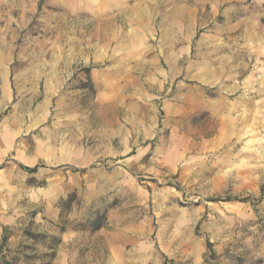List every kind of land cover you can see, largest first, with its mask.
<instances>
[{
	"label": "rangeland",
	"instance_id": "rangeland-1",
	"mask_svg": "<svg viewBox=\"0 0 264 264\" xmlns=\"http://www.w3.org/2000/svg\"><path fill=\"white\" fill-rule=\"evenodd\" d=\"M93 3L0 0V264H264L262 29Z\"/></svg>",
	"mask_w": 264,
	"mask_h": 264
},
{
	"label": "crops",
	"instance_id": "crops-1",
	"mask_svg": "<svg viewBox=\"0 0 264 264\" xmlns=\"http://www.w3.org/2000/svg\"><path fill=\"white\" fill-rule=\"evenodd\" d=\"M247 1L249 0H159V4L152 5V0H139V3L136 0H95L87 9L94 12L97 19L113 17L112 27L118 28L137 27L136 21L148 22L145 26L151 27L153 13L160 14L162 28L194 29L209 23L217 24L216 17L220 14L224 17L225 26L231 27L233 24L230 14L234 11L243 12L246 16L236 19L235 25L249 28L253 24L261 28L262 32L257 38L258 43L261 42L264 47V0H254L255 3L250 8L244 5ZM117 18L125 25H116ZM245 36L249 37L248 29Z\"/></svg>",
	"mask_w": 264,
	"mask_h": 264
},
{
	"label": "trees",
	"instance_id": "trees-1",
	"mask_svg": "<svg viewBox=\"0 0 264 264\" xmlns=\"http://www.w3.org/2000/svg\"><path fill=\"white\" fill-rule=\"evenodd\" d=\"M23 171H25V172H27V173H29V174H33V173H35V172H37V170H38V168H39V166H34V167H32V168H29V167H23V166H19ZM3 241L5 242L6 241V239H5V237H3ZM207 245V252L208 253H212V250H211V245H210V243H207L206 244Z\"/></svg>",
	"mask_w": 264,
	"mask_h": 264
}]
</instances>
